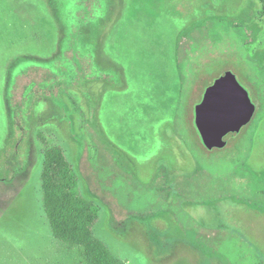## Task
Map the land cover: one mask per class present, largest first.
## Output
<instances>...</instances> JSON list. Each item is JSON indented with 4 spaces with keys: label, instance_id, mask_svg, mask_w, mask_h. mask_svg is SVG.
Instances as JSON below:
<instances>
[{
    "label": "rangeland",
    "instance_id": "374dc122",
    "mask_svg": "<svg viewBox=\"0 0 264 264\" xmlns=\"http://www.w3.org/2000/svg\"><path fill=\"white\" fill-rule=\"evenodd\" d=\"M259 9L258 0H0V264H92L46 216L49 146L61 149L79 194L94 203L93 235L112 260L261 264ZM74 22L79 64L62 57L72 54ZM45 66L56 80L19 88L18 73ZM227 71L256 109L224 147L209 149L195 109ZM188 199L204 203L193 213Z\"/></svg>",
    "mask_w": 264,
    "mask_h": 264
},
{
    "label": "trees",
    "instance_id": "16d2710c",
    "mask_svg": "<svg viewBox=\"0 0 264 264\" xmlns=\"http://www.w3.org/2000/svg\"><path fill=\"white\" fill-rule=\"evenodd\" d=\"M258 1L260 2L259 14L264 24V0ZM79 27L80 24L74 22L71 39L72 54L62 56L70 58L78 64L79 55L77 54L75 35ZM80 73L83 74L81 68ZM47 79L56 80L49 67L45 66L42 69L30 67L25 72L17 74L16 83L21 90H24L33 80L39 83ZM52 95L58 98L57 93L53 92ZM72 101L74 107L82 112L73 99ZM41 180L44 208L53 234L61 240L83 245L86 257L92 264H122L112 260L108 249L94 238L92 227L98 219L95 205L79 194L73 168L58 147L49 146L46 148ZM214 187L216 188L215 185ZM220 197L222 198V196L217 198ZM259 259L260 263L264 264V259L262 257Z\"/></svg>",
    "mask_w": 264,
    "mask_h": 264
},
{
    "label": "water",
    "instance_id": "95a60500",
    "mask_svg": "<svg viewBox=\"0 0 264 264\" xmlns=\"http://www.w3.org/2000/svg\"><path fill=\"white\" fill-rule=\"evenodd\" d=\"M255 109L248 91L233 72L218 77L207 87L195 109L196 126L206 147H224V137L246 125Z\"/></svg>",
    "mask_w": 264,
    "mask_h": 264
},
{
    "label": "crops",
    "instance_id": "0c3cea01",
    "mask_svg": "<svg viewBox=\"0 0 264 264\" xmlns=\"http://www.w3.org/2000/svg\"><path fill=\"white\" fill-rule=\"evenodd\" d=\"M189 181H190V179L188 178L187 179V183H189ZM186 203V202H185ZM184 203V204H185ZM187 203H188V205H187V207L194 213L195 212V210H197L198 211V205L197 204H202V203H204V201L203 202H200V203H195V202H192L190 199H188L187 200ZM175 225L176 226H178L179 227V229H178V231L179 232H181L182 234L184 233L185 235H186V237L188 238V239H190L194 244L196 243V244H200V243H202V241H200V240H194V238L195 239H197V236H192L191 237V235H189V233L187 232V231H185L184 229H182V228H180V226H179V224L177 223V221L175 220ZM176 229V228H175ZM191 234V233H190Z\"/></svg>",
    "mask_w": 264,
    "mask_h": 264
},
{
    "label": "flooded vegetation",
    "instance_id": "af4514ba",
    "mask_svg": "<svg viewBox=\"0 0 264 264\" xmlns=\"http://www.w3.org/2000/svg\"><path fill=\"white\" fill-rule=\"evenodd\" d=\"M219 77H220V76H219ZM217 78H218V77H217ZM212 83H213V82H212ZM210 85H211V84H210ZM210 85H209V86H210ZM205 91H206V90H205ZM204 93H205V92H204ZM203 96H204V95H203ZM202 99H203V98H202ZM201 101H202V100H201ZM253 104H254V103H253ZM257 123H258V122H257ZM256 125H257V124H256ZM256 125H255V127H256ZM255 127H254V128H255ZM252 131H253V129H252ZM230 133H231V132H229V134H230Z\"/></svg>",
    "mask_w": 264,
    "mask_h": 264
}]
</instances>
